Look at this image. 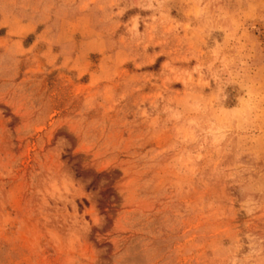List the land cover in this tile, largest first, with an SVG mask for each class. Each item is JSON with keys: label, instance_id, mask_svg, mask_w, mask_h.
I'll return each mask as SVG.
<instances>
[{"label": "rangeland", "instance_id": "374dc122", "mask_svg": "<svg viewBox=\"0 0 264 264\" xmlns=\"http://www.w3.org/2000/svg\"><path fill=\"white\" fill-rule=\"evenodd\" d=\"M0 264H264V0H0Z\"/></svg>", "mask_w": 264, "mask_h": 264}]
</instances>
